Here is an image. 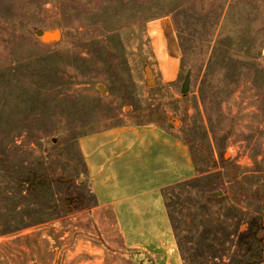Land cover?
<instances>
[{"label": "rangeland", "instance_id": "obj_1", "mask_svg": "<svg viewBox=\"0 0 264 264\" xmlns=\"http://www.w3.org/2000/svg\"><path fill=\"white\" fill-rule=\"evenodd\" d=\"M128 122L191 147L164 192L184 264H264V0H0V264H157L95 208L79 146Z\"/></svg>", "mask_w": 264, "mask_h": 264}, {"label": "crops", "instance_id": "obj_2", "mask_svg": "<svg viewBox=\"0 0 264 264\" xmlns=\"http://www.w3.org/2000/svg\"><path fill=\"white\" fill-rule=\"evenodd\" d=\"M79 146L95 208H112L125 247L184 264L164 192L195 177L189 143L166 126L128 122L87 133Z\"/></svg>", "mask_w": 264, "mask_h": 264}, {"label": "trees", "instance_id": "obj_3", "mask_svg": "<svg viewBox=\"0 0 264 264\" xmlns=\"http://www.w3.org/2000/svg\"><path fill=\"white\" fill-rule=\"evenodd\" d=\"M73 201H77L73 199ZM262 227L261 221L258 217H253L249 220L248 225L245 230L239 233L238 239L241 248L244 251L251 249L252 243L259 239V232Z\"/></svg>", "mask_w": 264, "mask_h": 264}, {"label": "water", "instance_id": "obj_4", "mask_svg": "<svg viewBox=\"0 0 264 264\" xmlns=\"http://www.w3.org/2000/svg\"><path fill=\"white\" fill-rule=\"evenodd\" d=\"M36 33L44 40L45 42L51 41V40H58L61 36V32L59 29L55 30H44L42 28H38L36 30ZM151 70H148V76H151ZM189 76H186L184 85H183V92H186L189 88Z\"/></svg>", "mask_w": 264, "mask_h": 264}]
</instances>
